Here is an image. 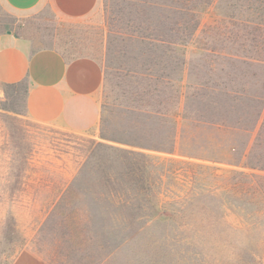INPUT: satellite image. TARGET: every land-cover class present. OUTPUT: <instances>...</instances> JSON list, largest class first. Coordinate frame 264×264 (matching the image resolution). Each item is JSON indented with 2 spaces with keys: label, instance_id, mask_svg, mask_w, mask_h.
I'll list each match as a JSON object with an SVG mask.
<instances>
[{
  "label": "rangeland",
  "instance_id": "obj_1",
  "mask_svg": "<svg viewBox=\"0 0 264 264\" xmlns=\"http://www.w3.org/2000/svg\"><path fill=\"white\" fill-rule=\"evenodd\" d=\"M187 10L195 15L178 13ZM163 18L198 27L175 44L158 35ZM6 30L95 62L101 81L98 118L81 131L31 120L25 83L0 84V200L27 187L16 191L13 242L0 235V250L32 249L51 264H264V171L249 167L264 162V0H99L81 17L0 5ZM174 132L173 152L139 146L163 138L170 147ZM69 182L79 239L56 227L60 213L45 215L52 188ZM116 195L160 207L135 209L126 228L104 208ZM245 208L260 216L248 220Z\"/></svg>",
  "mask_w": 264,
  "mask_h": 264
},
{
  "label": "crops",
  "instance_id": "obj_2",
  "mask_svg": "<svg viewBox=\"0 0 264 264\" xmlns=\"http://www.w3.org/2000/svg\"><path fill=\"white\" fill-rule=\"evenodd\" d=\"M99 0H0L21 15L50 4L67 17H81ZM100 72L91 60H69L52 47H34L28 38L0 31V84L25 83V111L40 124L85 130L98 118L96 92ZM11 264H51L32 249L20 250Z\"/></svg>",
  "mask_w": 264,
  "mask_h": 264
},
{
  "label": "trees",
  "instance_id": "obj_3",
  "mask_svg": "<svg viewBox=\"0 0 264 264\" xmlns=\"http://www.w3.org/2000/svg\"><path fill=\"white\" fill-rule=\"evenodd\" d=\"M180 14V16L182 15H192L194 16V12L192 11H183V12H178ZM165 21V18H163L162 20L159 21V36L164 37L167 36L168 40L172 43L175 44H179L181 42H179V40H182L183 37L185 36H193L195 34V31L197 29V25L195 26H190V25H185V24H177L174 26H167V25H163ZM190 28V34L189 32L187 33L186 30ZM171 39V40H170ZM264 107V106H263ZM263 109V108H262ZM262 109L260 110V112L256 113V123L259 121L261 115H262ZM262 128L264 129V127L261 125V130ZM262 132V131H261ZM176 132H174L173 137H172V146H166L164 144V140L163 138H159L160 140H158V142H156L155 144L147 145V144H139L140 147H145V148H151V149H155V150H159V151H166V152H173L175 149V142H176ZM260 135V134H259ZM258 136V135H257ZM104 139L107 140H111L113 142H117V143H122V144H127L130 145L129 142L121 139V138H117V139H112V138H106L104 136H102ZM257 138V137H256ZM255 138V139H256ZM97 145L101 146L102 149H105L108 152L111 151H116L119 153V157H123L122 155L125 154V152H127V150L119 148V147H114L110 144H103L102 142H97ZM260 145V143L258 144ZM232 149L234 148H229V150L232 151ZM114 158V157H113ZM114 161V159L112 160ZM258 161H264V160H258ZM262 166H249L250 168H255V169H259V170H263L264 171V162H262L261 164ZM243 167H248L245 165H241ZM124 172V169L121 167L119 170H117V174L122 175V173ZM21 173L22 171L20 169H18L17 173L15 174L16 177H21ZM114 177V175H113ZM115 178H113L114 180ZM66 183V184H62V185H58V186H54L52 189L55 191V194L57 196V198L55 200H52L48 206H47V210L45 212V215H49V214H61V221L59 224L56 225V227H60V229L62 228L63 230H66L67 235L69 237H78L77 239H79V236L81 234V229L79 227V224H77L76 222V218H77V205L76 203H71V199L67 198L66 196L70 195V194H74L72 192L73 186L72 183L70 184ZM103 186V185H102ZM113 187V186H112ZM19 191V194H21L22 192L27 191V187L23 184V185H14L12 187H10L9 189V193L8 196L11 198L10 202H5V201H1L0 200V210L1 209H5L3 214L0 216V235H2L5 238V242L6 243H10L13 242L14 239V235L17 232L16 229V217L12 211V207L15 205V203H17V199L15 198L16 196H19V194H16ZM120 193V192H119ZM142 196L145 198L144 194H142ZM26 203V202H25ZM26 207H29L27 204H25ZM160 204H158L157 202H151L149 201V199L145 200H140V202H136L135 204L131 202V200H129L128 198H126L125 196H118L116 195L115 197L111 198L110 201L106 202V205H104V208L107 209V207L111 208V210L116 213L119 217H120V221L122 220V222L124 223V227L126 228H131L134 226V222H136L135 220V209H139L141 211H145L148 208H155L158 207ZM160 207V206H159ZM245 212L246 215H250L249 218H247L248 220H250L252 217H259L260 216V210L258 209H248L245 208ZM44 215V216H45ZM148 218V217H147ZM151 223V218H148L145 220V222L143 223H139L141 225L142 228H145L147 226H149ZM239 225L242 226L243 221L239 220L237 222ZM121 227V226H120ZM236 228H238V226H236ZM18 252H16L15 254H13V252L7 253L6 249H1L0 250V264H11V262L13 261V259L15 258V256L17 255Z\"/></svg>",
  "mask_w": 264,
  "mask_h": 264
}]
</instances>
